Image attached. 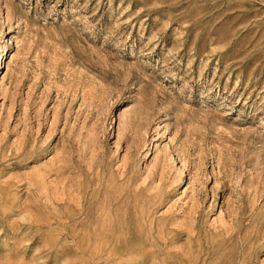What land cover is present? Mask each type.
<instances>
[{
	"label": "rangeland",
	"instance_id": "rangeland-1",
	"mask_svg": "<svg viewBox=\"0 0 264 264\" xmlns=\"http://www.w3.org/2000/svg\"><path fill=\"white\" fill-rule=\"evenodd\" d=\"M0 264H264V0H0Z\"/></svg>",
	"mask_w": 264,
	"mask_h": 264
}]
</instances>
